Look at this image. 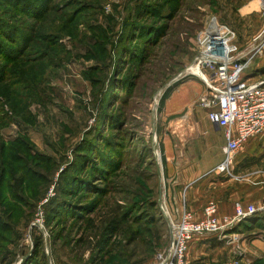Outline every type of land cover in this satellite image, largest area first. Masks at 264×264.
Masks as SVG:
<instances>
[{"label":"rangeland","instance_id":"rangeland-1","mask_svg":"<svg viewBox=\"0 0 264 264\" xmlns=\"http://www.w3.org/2000/svg\"><path fill=\"white\" fill-rule=\"evenodd\" d=\"M213 17L243 48L264 0H0V264L159 260L204 154L193 65ZM246 73L264 76V50ZM250 140L233 172L264 179ZM215 238L188 260L264 264V209Z\"/></svg>","mask_w":264,"mask_h":264},{"label":"built area","instance_id":"built-area-1","mask_svg":"<svg viewBox=\"0 0 264 264\" xmlns=\"http://www.w3.org/2000/svg\"><path fill=\"white\" fill-rule=\"evenodd\" d=\"M200 40L202 50L193 67L201 70L197 76L204 82L205 92L198 104L207 111L209 120L224 130L226 140L222 160L209 172L238 179L240 176L233 172V166L240 148L264 132V76L256 80L245 77L255 57L264 50V29L241 48L236 44L233 28L213 17L200 34ZM262 209L264 206L238 201L233 214L219 216L216 202L210 201L204 207L203 218L197 221L185 209L179 221L169 219V244L155 264H197L187 258L189 245L196 237L225 238L227 230Z\"/></svg>","mask_w":264,"mask_h":264},{"label":"crops","instance_id":"crops-1","mask_svg":"<svg viewBox=\"0 0 264 264\" xmlns=\"http://www.w3.org/2000/svg\"><path fill=\"white\" fill-rule=\"evenodd\" d=\"M254 7V6H253ZM207 112V111H206ZM205 131L202 137L205 148L203 155L197 157L196 168L198 173H195L192 178L187 182L186 194L188 207L190 210L195 211L198 216H201L203 208L210 202L214 201L217 204L218 215H231L235 210V203L240 201L244 204L260 203L264 201V179L256 175L255 170L246 165L244 176L241 174L238 179L229 178L223 173L217 171L209 172L213 169L223 158L222 147L225 144L224 130L218 125L214 124L208 119H205L203 125ZM264 134V132H263ZM247 140L240 148L236 159L235 166L244 161L248 156H241L243 147H253L256 140ZM254 148H252L253 150ZM247 155V154H246ZM245 160V161H247ZM246 162H244L245 164ZM248 164V162H247ZM235 170V169H234ZM192 171V166H191ZM203 172V173H202ZM263 179V180H261ZM188 209V210H189ZM216 236H198L189 245L187 251L188 259H201L204 253H207V248L214 247L216 243ZM214 248H218L215 246Z\"/></svg>","mask_w":264,"mask_h":264},{"label":"trees","instance_id":"trees-1","mask_svg":"<svg viewBox=\"0 0 264 264\" xmlns=\"http://www.w3.org/2000/svg\"><path fill=\"white\" fill-rule=\"evenodd\" d=\"M17 1V3L18 2H20L21 4H23V5H26L27 3H29V0H16ZM1 22V21H0ZM4 22V21H3ZM1 23L2 24V28L4 29V30H8V31H10L9 29H10V27L9 26H7L5 23ZM246 75H247V73H246ZM246 75H245V77H246ZM264 75V74H263ZM259 76H262V75H259ZM247 78V77H246Z\"/></svg>","mask_w":264,"mask_h":264},{"label":"bare ground","instance_id":"bare-ground-1","mask_svg":"<svg viewBox=\"0 0 264 264\" xmlns=\"http://www.w3.org/2000/svg\"><path fill=\"white\" fill-rule=\"evenodd\" d=\"M246 8H247L248 11L252 10V9H250V6H249V7H246ZM194 72H195V71H194Z\"/></svg>","mask_w":264,"mask_h":264}]
</instances>
